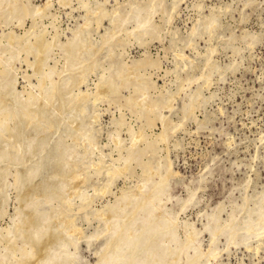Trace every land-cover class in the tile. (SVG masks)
Returning <instances> with one entry per match:
<instances>
[{
	"label": "bare ground",
	"instance_id": "1",
	"mask_svg": "<svg viewBox=\"0 0 264 264\" xmlns=\"http://www.w3.org/2000/svg\"><path fill=\"white\" fill-rule=\"evenodd\" d=\"M4 1L6 0H0V9L2 6H9L10 16L19 12L27 17L33 15L32 18H40L46 14V10L50 6L49 0L40 6L18 4L19 0H8L6 3ZM68 1L71 2V0H58L57 2L60 3L59 5L67 3L69 5ZM80 1L83 2L81 6L84 7L85 11L81 17L82 22L74 24L75 26L72 29L67 27L71 29L69 30L70 36H65L64 42L58 39L60 42L57 43L60 48L55 44L56 38H59L60 35V32H58V35L57 31L55 34L58 36L53 35L56 37L55 41H53V38L50 41L45 39L42 31H37L33 26L26 29L22 35L16 34L13 30H10L6 35L2 33L5 38L3 40H6L8 54L2 58L6 52H0L3 54L0 56V64L1 61L4 64L0 65V220L7 213L11 187L17 189L15 195L18 208L15 209V212L17 211L16 217L12 219L13 226H9L10 228H2L0 226V242L3 244V248L0 250V264H213L212 261L222 251H228L230 246H244L246 249H251L252 244L250 243L254 239L258 236L264 237V185L259 192H253L254 194L246 193V188L240 201L232 200L230 203L231 207H229L225 218H223L222 213L227 204L225 205L223 202L217 204L209 212L203 211L205 213L203 214L204 220L201 221L200 219L202 222L201 227H196L193 220L192 222L187 219L180 221V215L197 205V189L188 188V192L184 197H177L171 194L169 177L172 174L174 175V171L171 169L172 163L168 161L169 159L159 162L157 165H154L151 161V163L144 162L141 171L142 176L140 175L141 178L133 185V188L126 189V191L125 189L121 190L119 195L113 194V201L109 199L104 204L102 203L99 209L95 210L94 216L98 219V224L93 228V231L84 232L81 227L76 225L74 222L76 220H73L65 212L68 211L66 210L67 207H71V202L76 197L81 205H85L92 198L83 189L80 190V185L82 187L88 180L86 176L88 174L83 175V172L85 173L84 169L93 164L94 160L91 159V154L98 147L96 131L91 126V122L93 123L91 118L93 116H88V108L85 105L91 96L117 94L121 87L132 83L135 86L132 88H136L134 93L138 92L141 98L139 100V108L141 107L143 114L145 112L149 115H145L148 124H155L154 121L156 120L161 122L162 129L158 135L156 134L158 138L161 140L166 139L165 137H168L165 136L167 131L175 134L174 131L176 129L179 130L178 128L182 124L180 121L168 122L163 118L164 116L159 110L155 111V113L152 111L154 107L155 110L161 107L166 100L174 101L175 94L172 95V98L165 100L163 98L164 101L148 98L146 97L147 94L145 96L152 82L150 83L144 78L146 76H142L140 71L142 68L152 65V68L155 67L154 65L159 67V63L154 64L155 62L150 61V59L138 58L139 60H133L131 64L125 65L123 64L124 62L122 64L116 62L115 67L110 66L109 69L107 68L108 71H105L108 72L107 74L102 73L103 70L100 76L97 75L99 77L94 84L95 93L86 89L85 92L80 91V86L87 83V75L93 74L100 67L102 70V67H104L101 66V61L98 57L101 50L109 47L110 49H108L111 51V46L117 45L121 41L115 36L118 32L127 31V35H132L133 38L140 35L149 36V33H152V31L154 33V30L158 29L154 16L160 13V20L163 24L169 25L174 15H172V12L178 7L176 5L178 1L176 0V4L173 3L168 7L165 3L163 4V0H147V2H131V0L125 7H112L111 12L106 9L107 6L100 5L102 1L97 5L95 4L94 7L87 6L92 1H87L89 2L87 5L83 0ZM219 12L221 11L219 10ZM203 14H200L203 18L198 17L199 19L189 30L190 33L186 41L182 40L185 42V46L189 47L196 36L200 35L202 37V33H208L209 35V33L218 29V15L212 12L207 15L204 14L205 16ZM104 18L109 20L112 25L111 28L108 29L109 26L103 32L100 40H98L99 42H91L88 36H90L93 26L96 25L95 29L97 28L96 30L98 31V28L103 26L100 25L98 27V24H102L104 22L102 19ZM20 20L23 21L22 19ZM101 20L102 22H100ZM20 23L23 25L25 21ZM20 23L18 24L19 26ZM126 25L130 26V29L125 27ZM163 26L161 28L165 27ZM212 34L216 35L215 32ZM62 35H65V33ZM127 35L124 37L125 40ZM152 37H150V40ZM94 39L93 37L92 40L94 41ZM135 39L138 40V38ZM165 39L167 38L165 37ZM237 39V37L231 36L226 40L229 44L236 45ZM240 40H244L246 47L257 42V38L247 32L242 33ZM170 41L173 42L174 40ZM177 42L179 43L180 41ZM177 42L175 43L177 44ZM195 42L197 43V41ZM210 43H213V41ZM235 45L231 47L233 54L235 52L239 53V49L236 50ZM53 46L61 50L60 58H62L59 72L55 70L57 71L56 76H58L54 80L51 75L53 72H50L52 67L51 65L49 66V63L47 65L48 60H53V57L50 58L54 49ZM50 47L52 48L51 52H49ZM177 48L182 49L180 46H177ZM213 50V47L209 48V52H213ZM21 53L25 54L26 58L23 57V61H26L32 68L34 77L38 76L37 85L30 84V87L35 88L36 93H33L30 88L29 92L24 89L18 90L17 88L20 77L18 76L17 71L19 68L17 70L16 62H21ZM143 54L146 57V53ZM176 54L180 60L178 59L179 62L176 61L174 64L181 65L180 69H189L192 66L194 61V59H191L192 57L190 58L192 60L191 63L184 56L186 53L180 52ZM28 56L33 58L32 62L27 61ZM111 56H114V54ZM210 60V57H207L204 62L206 69L203 67L205 71L200 70L198 76L196 75L197 73H193V69L192 73L186 70L184 74L188 90H190L189 85H192L193 81L198 82L199 79H201L199 81L204 79L203 85L206 78V83H208V76L211 83L210 75L214 74L212 73L213 71L219 70V66H216L218 63L215 64L216 62L213 63ZM55 65L53 69L56 68ZM226 65L229 69L234 68L233 70L237 67L234 60L229 65ZM46 67L49 69H47L48 71L45 70ZM111 69H114V71L109 73ZM231 72L234 71L231 70ZM30 76L32 75L24 73L22 77L28 79L29 82H27L30 83ZM49 78L52 79L49 80ZM47 79L49 84H46ZM206 85L204 86L206 87ZM72 88L77 89L78 92H74ZM185 89L184 86H181L179 91H183L184 94L182 106L188 110L189 107L192 108L198 102V99L202 98L200 96L201 89L199 90L196 87L193 91H188L189 93ZM179 91L177 95L180 94ZM128 98L130 99V97ZM204 99H206L205 96ZM127 101L126 103H128ZM169 102L167 105L171 104ZM134 108H136V104ZM137 110L136 112L140 114V109ZM9 119H11L12 124H9ZM131 130H134V128L128 130L131 135L130 137L128 135L127 143L126 139L120 136V130H118L120 133H111L107 137L110 138L111 144L117 149L123 150L125 148L126 153L125 156L123 155V162L120 164L118 161V165L112 163L114 164L112 166L110 162L107 167L105 166L106 170L104 169V171L107 173L108 178H105L106 181L102 186L93 187V191L98 193V195H107L108 191H111L110 186L116 176L128 173L130 168H132L130 167V161L131 163H136L134 160L142 157L140 156L142 148L139 149V146L138 150H136V145L138 140L140 141L142 137L144 138L145 133H142L144 130L142 129L143 131H141L139 129L141 132H131ZM3 132L9 133L10 138L12 136V140H5L3 135L6 133ZM64 137H69L71 143L65 142ZM6 139H8V136ZM147 147H151L150 143ZM166 156L168 157V155ZM118 157L122 156L118 154ZM114 159L116 161V158ZM159 159L162 161L164 157ZM115 161L113 160V162ZM136 161L139 162L140 160ZM102 162L104 161L102 160ZM96 166L97 168L99 167V165ZM10 176L13 178L11 182L9 181ZM80 176L82 177L80 178ZM249 182L247 183L248 187ZM55 199H59L60 203L48 205V209L42 205V202L44 204V202L47 203ZM173 201L176 203V209L172 204ZM200 212L201 210L198 211L199 214H201ZM198 213L197 215H199ZM3 230H6L9 235L12 231L14 238L6 236L2 232ZM204 233L207 234L208 239L206 248H203L201 241V236ZM16 236L19 240L15 238ZM221 237L223 238V244L222 247H219L218 244L221 241L219 238ZM79 242L83 243L84 249L92 255L93 260L88 261L84 259L83 255L81 256L82 250L79 248ZM16 255L19 257L13 258Z\"/></svg>",
	"mask_w": 264,
	"mask_h": 264
},
{
	"label": "rangeland",
	"instance_id": "2",
	"mask_svg": "<svg viewBox=\"0 0 264 264\" xmlns=\"http://www.w3.org/2000/svg\"><path fill=\"white\" fill-rule=\"evenodd\" d=\"M46 1L47 0H19L18 4L24 3V5L30 4L32 6L33 5L40 6L43 5ZM57 1L58 0H49L50 6L47 9L48 11L46 10V14L40 18H35V17L32 18L33 15L31 16L29 15L27 17L26 15L24 16L22 13L19 12H16V15L11 14L10 16L11 12L9 6L8 7L2 6L0 9L1 10L0 11V33H1L0 52L2 53L6 52V53L4 55L0 53V56L3 55L2 56L3 58L6 57L8 54L7 53L8 48L6 49V40H3L5 39L3 37L4 36L3 34L5 33L6 35L10 30L15 31L16 34L19 33V35H22L23 32L26 31V29H29L31 26H33L34 29H36L37 31L39 32L42 31V33L44 34V38L47 39L48 41L52 40L51 38H53L54 39L53 41L59 39L61 42H64V40L66 39L65 36L66 37L70 36L69 30H71L72 27L74 28V26L77 23L82 22L81 17L84 15L85 11L83 9L84 7L81 6L83 2H81L80 0L78 1L71 0V2L68 1L70 3L69 5L67 3L65 5L61 4L62 6L59 5L60 3H58ZM83 1L86 3V5L87 3L92 1L91 4L89 3L90 6L89 4L87 5L88 7H92V6L94 7L95 4L97 5L99 4V2L104 1L106 3L104 2L103 3L106 5H104L102 2L100 5H103L104 7L107 6L108 8L106 7V9H109L108 11L111 12V9L115 7L127 6L128 2L131 0H118V2L117 0H98V1L83 0ZM135 1L147 2V0H132L131 2H135ZM177 1L175 0L174 2V0H163V4L165 3V5L168 7L173 3L176 4V2H177L176 5L178 7L175 8V10L172 12V15L173 14L174 15L172 17V20H170L171 22H169V25L163 24V22L160 20L161 14L157 13L154 16V21L157 22L156 25H158V29L154 30V33L153 31L152 33H149V36L148 35L134 36L135 38H138L137 40L133 38L132 35L128 36L126 33L127 31L118 32L115 36L118 37L121 41L117 45L111 46L112 47L111 51L109 50L110 49L109 47H108L109 49L104 48L103 50H101V53L98 55L101 61V66H104L105 69L104 67H102L101 70L100 67L95 72H93V74L90 73L89 75H87L86 78L87 83L82 84L80 86V91L82 92L88 90L89 92L92 91L95 93L96 89L94 84L95 82H97V78L100 76L103 70L104 71L102 73L107 74L108 72L105 71L106 70L108 71L110 66L115 67L116 62H120V64L124 62L123 64L125 65V64H131L133 60H139L143 58L148 60L150 59V61L155 62L154 64L159 63V67L158 66L156 67V65H154L155 67L152 68L153 65L152 66L149 65L151 68L144 67V69L142 68L140 71V74L142 76H146L144 78H146L150 83L152 82L151 86L147 89L148 91L146 90L147 92L145 93V96L147 94L146 97L160 101H162L163 98L164 100L170 97L172 98L173 94H175L174 97L176 98V100L175 98L173 99L174 101L166 100V102H163V105L161 107H159L156 110L154 107L152 111L155 113V111L159 110V112H161V114L164 116L163 118L166 119L168 122L180 121L182 123L180 125V128H178L179 130L176 129V131H174L175 134L173 132L167 131L165 136L168 137H165L166 139L161 140L160 138H158L157 135L160 133L162 129L161 122L156 120L154 121L156 125L154 123L148 124V122L146 121L147 117L145 115L147 116L149 115L145 112L143 114V112L141 111V107L139 108L140 106L139 100L141 98L138 92L134 93V90L136 88L135 89L132 88L135 87L132 83L131 84L129 83L126 86L121 87L118 90L119 93L117 94H113V95L108 94L104 96L103 94H100V95H95L96 97L94 96L90 97V99L87 101L88 104L85 103V105L86 108H88L87 110L89 113L88 116L90 115L93 116L91 118V121H93V123L91 122V126L97 132V133L95 132V135H96L98 147L95 148V150L91 154L92 156L91 159L94 160V161L92 160L93 164L90 165V167L88 168L86 167L87 170L84 169L85 173L83 172V175L88 174L86 175L88 177V180L86 184L82 185V187L80 185V190L83 189L84 192H87L86 194L91 195L92 198L90 199V201L86 202L85 205H81L79 199L76 197V199L74 198L75 200H72L70 208L65 207L66 210L69 211V212L65 211L67 212L68 216H70L73 220H76L74 222L76 223V225H78V227H81V229H83L84 232L87 231L88 233L89 231H93V228L97 226L98 219L94 216L96 212L95 210L99 209L102 203L104 204L109 199L113 201L114 195H119L121 193V190L125 189L126 191V189L129 190V188L134 187L133 185H135L136 182L139 181V178H141L140 175L142 176L141 171L144 162L151 161L154 165H157V163L164 162L165 160L167 161L169 159L168 161L172 163L171 169L172 171H174V175L172 174V176L169 177L170 192L172 195L177 197H184L188 192L187 191L188 188L197 189L196 191V199L198 201L197 205L192 208H189L186 211V213L180 215V221L187 219L192 222L193 220V223L195 224L196 227H201L202 224L201 221L204 220L203 214L205 213L203 211L209 212L217 204L223 202L225 203V205L227 204L222 213L223 218H225L228 213L227 211H229V207H231L230 203L232 202V200L240 201L242 194H244L246 191V188H247L246 193L248 194H254L256 192H259L263 188L264 185V0H250V2H248V0H177ZM4 2L6 3L8 2V0ZM67 5L68 7H66ZM219 10L221 12H219ZM215 11H217L218 13ZM211 12L217 14L219 17V27L218 29L213 31L216 33V35L212 34L213 32L209 33V35L208 33H202V37L200 35L196 36L197 38L195 37L196 39L195 38L193 39L194 43L192 42V44L189 47L185 46L186 44L183 41H186V39L188 38V35L190 33L189 30L191 29L193 24H195V22L199 19L198 17L203 18V16H201L200 14L204 13L205 15H207ZM197 14H199L200 16ZM20 19H22L23 21H21ZM104 19H102L104 21L102 24L100 23L98 24V27L100 25H103L102 26L103 28L100 27L98 28L97 31L96 30L97 28L95 29L96 25L93 26V29L90 32V36H88L90 37L89 40L91 42H96V43L99 42L98 40H100V36L103 34V32H105V30L109 26L110 27L108 29L111 28L112 25L109 22V20L106 18ZM102 20L100 22H102ZM24 21L25 23L22 25L20 22H24ZM19 23L20 26L22 25L21 27L18 25ZM162 25H164L165 27L163 26L164 28H161ZM67 27H70L71 29ZM125 27L130 29V26L128 25H126ZM158 30L160 31L158 32ZM56 31L58 35H59L58 32H60L59 38L57 37L58 35L56 36L55 34ZM243 32H247L249 35L257 38V42L251 46L246 47V45L244 44V40H240V36L242 35ZM64 33L65 35H62ZM125 34L127 35L126 40L124 38L126 37ZM164 34H168V35H164ZM53 35L56 36L57 38L54 37ZM151 36H153L152 37L153 39L151 38L150 40ZM164 36L167 39H165ZM231 36L238 38L236 41V45L235 44L231 45L227 42L226 39H228V37ZM93 37L95 38L94 41L92 40ZM198 37L199 38L201 37L200 40ZM139 39L141 40V42H139L140 41ZM57 40L55 41V44L59 47L58 43L60 41ZM170 40H174V41L171 42ZM160 41L163 43H161ZM177 41L180 42L178 43ZM195 41H197V43ZM212 41L213 43H210ZM138 42L139 44H137ZM175 42H177V44ZM123 44L126 46H124ZM226 44L228 45V47ZM214 45L216 46L214 47ZM233 45H235L236 50L239 49V53L235 52V54H233L231 50V47ZM177 46L182 47V49L177 48ZM51 47L49 52H51L52 49ZM53 47L54 49L52 50L53 52L51 53V56L49 54L50 58L53 57V60L56 59L58 61L60 60L58 62L57 60L53 61L52 59L49 58L50 61L48 60L47 62V65L49 63V66L51 65L52 67L51 68L52 70L50 72L55 73L54 74L55 76L53 75V73H51L54 80L57 79L58 75L56 76V73L57 71L59 72L60 70L62 58H60L61 56V50L59 49L60 47L59 48L55 46ZM191 47L192 49L193 48L194 49L192 50ZM208 47L209 48L213 47L214 49L213 52H209ZM196 50L197 52H195ZM57 52L60 53L59 56ZM110 52L111 54L109 55ZM180 52L187 54V55L184 54V56L187 57L188 62L192 63L191 59H194L192 66L189 69H184V68L180 69L181 65L174 64L176 63V61L179 62L180 59L176 53H180ZM112 53L114 54V56H111L113 55ZM143 53H146L145 55L146 57H144ZM20 56H21V62L20 61L16 62L17 70L19 68V70L17 71L18 76L20 77L17 88L18 90L24 89L25 91L27 90L28 92L31 90L33 93H36L35 88L33 89L32 87H30V84L37 85L38 76L34 77L35 75H33L32 68L27 64L26 61H23V57L26 58L25 54L21 53ZM174 57H175V61H174ZM207 57H210L211 62L213 63L216 62L215 64L217 63L219 64L216 65L219 66V70H217L218 72L213 71L212 73L214 74L216 73L215 75L212 74L213 77L210 75L211 83L209 80L210 78L208 79L209 77L208 76L207 77V80L209 81L208 83H206L207 82L206 78H205V84L203 85L202 83H204V79H202L203 81H199L201 80L199 79L198 82L193 81L192 85L191 84H190L191 86L189 85L190 90H188V87L186 86V82H185L186 80L184 73L186 72V70L187 72L192 73V69H193V73L195 74L197 73L196 75L198 76L200 70L205 71L204 62L207 59ZM233 60L236 63L235 66H237L235 70H233L234 68L233 69L227 68L228 66L226 65V64L229 65ZM27 61L32 62L33 58L31 56H28ZM158 61H160L161 64ZM2 63L3 61H1L0 65H4ZM53 64L54 65L56 64L55 69H53L54 68ZM47 69L48 68L46 67L45 70L48 71L49 69L48 70ZM53 70L54 71L57 70V71L54 72ZM228 70L230 72L231 70L234 72L230 73ZM111 71H114V69L109 70V73H111ZM220 72L222 75L220 74ZM24 73L25 74L27 73V75H32L30 76L29 79L30 83H28L29 82L28 79L22 77ZM51 79L52 78H49V80ZM47 82L48 79L46 80V84H49ZM204 85H206V87ZM181 86L182 87L184 86V88H186L185 90L187 93L191 92V90L193 91L196 87H198L199 90L201 89L200 96L202 98L199 97L200 99H198V102H196L192 108L188 106L189 107L188 110L187 108L185 107L183 108L182 106V98L184 94L183 91H179L181 89ZM202 86L204 87L201 88ZM73 91L76 93L78 92L77 89L75 88L73 89ZM178 91L180 92L179 95H177ZM204 96L206 97V99H204ZM128 97H130V99ZM133 98L136 100H134ZM130 100L131 102L129 103ZM203 100L206 103H204ZM126 101L128 103H126ZM168 101H170L169 103H171L172 105L168 104L169 105L168 106L167 105ZM135 104H136V108L138 110L140 109L139 110L140 114L136 112L137 109L134 108ZM166 106H168L169 108L168 107L166 108ZM95 114H97L98 116L97 115L95 116ZM9 120H10L9 124H12L11 119ZM129 127H131L130 129L134 128V130H131V132L144 130L142 132L145 133L144 138L142 137L140 141L138 140L139 143L137 141L136 150H138L137 148L140 146L139 149L142 148V152L144 150L145 151L143 153L140 151L141 154L140 156L142 157H138L136 159V160H140L139 162L134 160L137 164L133 162L131 163L130 161V167L132 168H130V171L128 173L126 172L125 174L123 173L124 175L121 174L119 176H116L115 180H113L112 182L114 185L111 184L112 187L110 186L112 192L109 190L108 193L106 192L107 195L105 194L103 196L99 194L101 196L100 197L98 193L93 191L94 190L93 187H98L100 185L102 186V184L105 183L106 181L105 178L107 179L108 176L107 173L104 171V169L106 170V167L107 165L110 164V162L112 166L114 164L118 165L117 163L118 161L119 164L123 162L122 158L123 155L125 156L126 153L125 148H123V150L117 149L113 144H111L112 142L110 138L107 137L109 136V134L119 132L118 130H120L121 131V133L119 132L120 136L126 139V143H127L128 135L129 137L131 135L130 131H128L130 130ZM141 127H143L142 128L143 130L141 129ZM3 133L8 134V135L6 134L3 135V137H5L4 138L5 140H10V141L12 140V136L10 138L9 133L7 132H3ZM7 136L8 139H6ZM64 141L71 143V139L69 137L66 138L64 137ZM146 142L147 144H145ZM149 143L151 147H147ZM142 146L144 147V149ZM118 151L119 152L121 151V153H119ZM118 154L122 157H118ZM166 155H168V157ZM163 157L164 160L161 161V159L159 158H163ZM165 157L167 158L165 159ZM114 158H116V161ZM112 159L115 162H113ZM102 160L104 162H102ZM96 165H99L100 168L99 167L97 168ZM13 172L15 171L13 170ZM81 177L82 176H80V178ZM12 180L13 178L12 176H10L9 181L11 182ZM248 182H249V187L247 185ZM253 190H258V191H253ZM15 193H17V189L11 187L10 201L7 207V213L4 216V218L0 220V226L2 228L3 227L10 228L13 226L12 219L16 217L17 211L15 212V209L18 208V203L16 200ZM240 193L241 195H239ZM58 202L59 199H55L47 203L44 202V204L42 202V205L45 206L46 209H48L47 208L49 207L48 205L59 204L60 202L59 203ZM172 204L176 209L175 201H173ZM200 210H201L200 213L202 215L198 213V211ZM197 213L200 216L197 215ZM2 232L6 236L9 237L12 236V231L10 235L6 232V230L5 231L3 230ZM258 237L250 243L252 244L251 249L250 248L246 249V247L244 248V246H239V247L230 246L228 251H222L220 255L212 261V263L213 264H264V237H259V238ZM15 238H17V236ZM219 239L221 241L219 242L220 244L218 245L219 247H222L223 238L221 237ZM207 240H208L207 234L205 233L202 234L201 241L203 248L207 247L208 244ZM80 242H79V248L80 250H82L81 251L82 254L80 253L81 256L83 255L85 260L88 261L93 260L92 255H90L89 252L86 249H84L83 243ZM0 248H1L0 250H2L3 248V244L1 242H0ZM18 257L19 256L16 255L13 258H18Z\"/></svg>",
	"mask_w": 264,
	"mask_h": 264
},
{
	"label": "water",
	"instance_id": "3",
	"mask_svg": "<svg viewBox=\"0 0 264 264\" xmlns=\"http://www.w3.org/2000/svg\"><path fill=\"white\" fill-rule=\"evenodd\" d=\"M210 174V173H209Z\"/></svg>",
	"mask_w": 264,
	"mask_h": 264
}]
</instances>
